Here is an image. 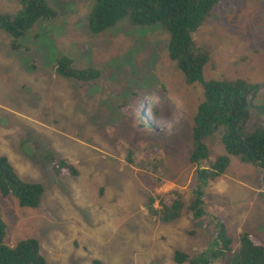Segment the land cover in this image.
Instances as JSON below:
<instances>
[{"label":"rangeland","instance_id":"obj_1","mask_svg":"<svg viewBox=\"0 0 264 264\" xmlns=\"http://www.w3.org/2000/svg\"><path fill=\"white\" fill-rule=\"evenodd\" d=\"M47 1L57 19L37 24L19 40L20 51L0 30V132L11 131L0 157L22 180L45 188L38 209L0 193L6 244L36 240L46 264H176L177 251L215 264L219 218L234 249L242 232L264 240V171L228 156L222 132L207 142L210 162L228 156L230 165L202 188L203 216L194 220L186 210L168 224L151 218L149 195L193 181L192 129L203 84L186 83L161 25L125 20L96 35L88 26L94 0ZM19 11V0H0V17ZM190 37L211 52L203 80L258 86L247 127L264 120H255L264 108V0H221ZM63 56L80 70L98 68L100 78L60 76L55 64ZM49 154L75 165L79 176H56Z\"/></svg>","mask_w":264,"mask_h":264},{"label":"trees","instance_id":"obj_2","mask_svg":"<svg viewBox=\"0 0 264 264\" xmlns=\"http://www.w3.org/2000/svg\"><path fill=\"white\" fill-rule=\"evenodd\" d=\"M221 0H94L88 26L93 34H102L125 20L135 27L161 25L168 34L167 50L171 61L183 73L186 83L202 82L205 100L199 105L194 118V149L190 164L194 178L187 189H174L166 194L149 195L146 210L157 223L168 224L179 220L187 210L194 220L204 214L202 188L221 179L229 165L228 156H239L244 164L264 169V120L256 121L249 128L251 104L258 86L245 80L204 81L203 68L211 60V52L199 46L190 37L211 16ZM258 1V0H249ZM20 11L16 15L0 17V30L13 38L12 48L20 51L19 40L27 36L41 22H51L58 12L47 0H19ZM55 71L62 77L80 82L100 78L98 68L80 70L69 57H60ZM144 103V102H143ZM139 120L141 114L137 112ZM264 116V108L257 110L255 120ZM156 119V114L153 115ZM146 122V120H144ZM141 121V124L143 125ZM147 124V123H145ZM222 132L221 142L228 156H219L210 162L207 142L214 134ZM53 166L58 177H78L75 165L52 154L44 158ZM131 162V158H128ZM0 193L14 197L23 208L38 209L43 201L45 188L41 184L22 180L7 157H0ZM192 197L191 201H188ZM194 197V198H193ZM220 230L214 241L211 258L215 264H264V242L250 232L239 235L240 246L234 249V239L219 218ZM6 224L0 207V264H46L38 241L29 239L9 247L5 242ZM176 264H212L204 258H192L177 251ZM92 264H102L96 260Z\"/></svg>","mask_w":264,"mask_h":264},{"label":"crops","instance_id":"obj_3","mask_svg":"<svg viewBox=\"0 0 264 264\" xmlns=\"http://www.w3.org/2000/svg\"><path fill=\"white\" fill-rule=\"evenodd\" d=\"M8 132H11V131H10V130H4L3 133L0 132V135L3 136L4 134H6V133H8ZM0 141H4V136L0 138ZM263 171H264V169H263ZM236 187H237V186H235V188H236ZM262 241H264V240L262 239Z\"/></svg>","mask_w":264,"mask_h":264}]
</instances>
